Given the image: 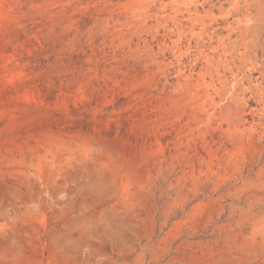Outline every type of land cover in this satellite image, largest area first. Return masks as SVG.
<instances>
[{
  "label": "rangeland",
  "instance_id": "1",
  "mask_svg": "<svg viewBox=\"0 0 264 264\" xmlns=\"http://www.w3.org/2000/svg\"><path fill=\"white\" fill-rule=\"evenodd\" d=\"M0 264H264V0H0Z\"/></svg>",
  "mask_w": 264,
  "mask_h": 264
}]
</instances>
